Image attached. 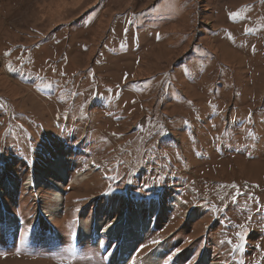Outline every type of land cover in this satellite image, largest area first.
Here are the masks:
<instances>
[{"label":"rangeland","instance_id":"1","mask_svg":"<svg viewBox=\"0 0 264 264\" xmlns=\"http://www.w3.org/2000/svg\"><path fill=\"white\" fill-rule=\"evenodd\" d=\"M5 212L0 264H115L91 225L121 264H264V0H0Z\"/></svg>","mask_w":264,"mask_h":264},{"label":"bare ground","instance_id":"2","mask_svg":"<svg viewBox=\"0 0 264 264\" xmlns=\"http://www.w3.org/2000/svg\"><path fill=\"white\" fill-rule=\"evenodd\" d=\"M8 188H9V186H8ZM124 221H125L124 217H120L119 219L117 218L115 225L118 226L121 222H124ZM135 224L136 225H133V224L130 225V222H127V225L122 227V229H120L121 231H123V233H125V237L124 238L126 240L125 245H124V252H123L122 258L125 256V258L127 259V257L130 256V254L132 253L131 249H133V247L136 245V242L139 241V239L137 238L138 235L136 236V233H138L136 229H139V228H142V227L140 226L141 224L139 225L138 222H136ZM131 227L134 228V231L132 230ZM113 228H114V224L112 223L111 227L109 228V231H111ZM140 230L141 229H139V231ZM143 232H144V230H142V233ZM98 237L99 236H96V238H98ZM83 239L88 240L87 237H85ZM97 241H98V239H97ZM159 254H160V250L159 251H155V255L153 257H151L150 259H154V257L159 256ZM123 260H125V259H123Z\"/></svg>","mask_w":264,"mask_h":264},{"label":"snow or ice","instance_id":"3","mask_svg":"<svg viewBox=\"0 0 264 264\" xmlns=\"http://www.w3.org/2000/svg\"><path fill=\"white\" fill-rule=\"evenodd\" d=\"M248 134H249L250 137H253V138H254V134H253L251 131H250ZM243 227H244V225H241V228H243ZM239 235H240V239L243 240V233H241V234H239ZM150 243L153 244V245H155V244H159L160 241H158V240H153V241H151ZM145 247H147V245H146ZM241 247H242V244L236 245L234 250L239 249V248H241ZM167 259L170 261V260L172 259V256L169 255V256L167 257ZM257 264H259V262H257Z\"/></svg>","mask_w":264,"mask_h":264}]
</instances>
